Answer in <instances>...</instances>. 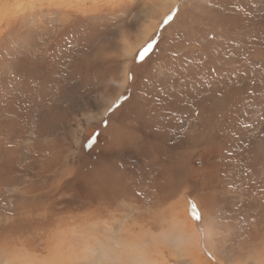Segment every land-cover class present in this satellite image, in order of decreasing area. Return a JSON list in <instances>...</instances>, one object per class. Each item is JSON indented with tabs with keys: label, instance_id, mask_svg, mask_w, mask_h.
<instances>
[{
	"label": "rangeland",
	"instance_id": "1",
	"mask_svg": "<svg viewBox=\"0 0 264 264\" xmlns=\"http://www.w3.org/2000/svg\"><path fill=\"white\" fill-rule=\"evenodd\" d=\"M2 1L0 264H264V0Z\"/></svg>",
	"mask_w": 264,
	"mask_h": 264
},
{
	"label": "clouds",
	"instance_id": "2",
	"mask_svg": "<svg viewBox=\"0 0 264 264\" xmlns=\"http://www.w3.org/2000/svg\"><path fill=\"white\" fill-rule=\"evenodd\" d=\"M95 264H146L135 241L121 240L97 253Z\"/></svg>",
	"mask_w": 264,
	"mask_h": 264
},
{
	"label": "bare ground",
	"instance_id": "3",
	"mask_svg": "<svg viewBox=\"0 0 264 264\" xmlns=\"http://www.w3.org/2000/svg\"><path fill=\"white\" fill-rule=\"evenodd\" d=\"M15 1H17V0H15ZM80 1H83V2H86L87 0H80ZM4 1H2V0H0V4H2ZM7 2V1H6ZM69 2H70V0H69ZM2 7V6H1ZM2 12V11H1ZM2 14V13H1ZM176 219V218H175ZM121 239V237L120 236H115V238H113V241L114 242H116V241H121L120 240ZM108 244V243H107ZM111 244V243H110ZM138 244H140V243H138ZM108 247V246H107ZM106 248V245L104 244V247H103V249H105ZM103 249H100V251L101 250H103Z\"/></svg>",
	"mask_w": 264,
	"mask_h": 264
}]
</instances>
